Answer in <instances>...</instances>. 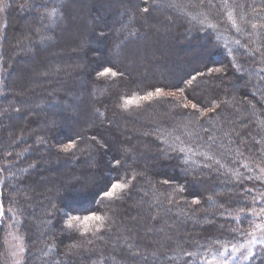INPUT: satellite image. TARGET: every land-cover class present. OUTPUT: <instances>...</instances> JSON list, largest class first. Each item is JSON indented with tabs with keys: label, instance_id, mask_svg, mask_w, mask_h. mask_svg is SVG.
<instances>
[{
	"label": "trees",
	"instance_id": "16d2710c",
	"mask_svg": "<svg viewBox=\"0 0 264 264\" xmlns=\"http://www.w3.org/2000/svg\"><path fill=\"white\" fill-rule=\"evenodd\" d=\"M137 1L133 7L123 0L126 14L116 18L110 1L101 10L100 0H95L90 9L95 24L81 51L73 52L65 34L75 26L70 20L75 18L76 0H0L6 16L0 47V203L4 223L23 238V264H208L219 251L244 241L250 227L264 219V0H178L180 11L189 16L202 11L194 21L207 41L202 49L183 50L177 44L176 59L169 58L172 68L167 71L166 46L177 40L172 35L187 18L180 12L168 14L173 18L170 31L162 35L160 45L165 46L157 50L166 60L150 75L152 82L157 76L166 79L160 85L136 80L126 66L127 59L133 60L130 51L136 42L146 39L139 33L141 20L156 21L149 10L155 0ZM182 1L188 6L180 5ZM141 2L146 7L141 8ZM14 9L30 14L20 41L17 26L11 28ZM113 28L119 37L114 43ZM145 30L148 38L150 28ZM191 50L196 51L193 57ZM17 61L33 71L30 88L24 83L30 75ZM47 61L56 63L52 70L45 68ZM105 69L116 75H101ZM141 77L147 78L146 73ZM149 93L151 98L145 99ZM36 96L47 103L39 107H44L42 130L32 118L38 111L30 106ZM55 97L65 104L52 103ZM20 106L25 107L23 114L30 113L22 129L14 120L21 115ZM57 107L66 114L53 112ZM152 117V134L140 131V124L145 126ZM168 118L173 122L166 123ZM69 144L73 147L64 151ZM164 148L170 151L165 161L159 153ZM83 154L90 160L86 163L94 165L92 173L76 157ZM44 155L55 156L56 167H76L73 175L85 182L84 191L64 189L72 168L43 175L40 166H49L41 160ZM194 182L214 194L213 202ZM43 183L62 190L56 195L50 190L47 197L34 195ZM113 184L127 187L114 198L106 197ZM183 213L210 222L197 224L182 218ZM94 215L102 220L82 223ZM70 217L80 218L73 228L68 227ZM146 223L152 227L148 233L139 226ZM2 232L0 264H5ZM133 246L154 253L157 260L132 255ZM243 264H264V255Z\"/></svg>",
	"mask_w": 264,
	"mask_h": 264
},
{
	"label": "rangeland",
	"instance_id": "374dc122",
	"mask_svg": "<svg viewBox=\"0 0 264 264\" xmlns=\"http://www.w3.org/2000/svg\"><path fill=\"white\" fill-rule=\"evenodd\" d=\"M76 1L77 2L75 5V11L73 10L75 12L74 13L75 18H72L70 20L71 24L75 25L76 27L73 26L72 29L69 31V34H65V40L67 41V44L70 45L71 49H74L73 52L81 51L82 45L86 42L87 36H89V32L91 31L90 30L91 26H94V24H95L94 23L95 20L93 18V17H95V15H94L93 11H91L92 10L91 7L94 5L95 0H76ZM107 1H110V6H113V9L115 10L116 18H117V14H118V17L119 16L122 17L123 15L126 14L125 12H122V10H121L126 6V4H125V2H123V0H100V2L102 4L101 10L106 9L103 6L106 4ZM130 1L132 2L133 7L139 5L137 0H130ZM178 2H179L178 0H155V2H153L152 4L150 3L151 5L149 6V10L152 11L151 12L152 17L155 18L156 21L152 22L151 24L150 23L144 24L145 21L141 20V23H142L141 24V31L139 30L140 31L139 33L145 34L146 39L142 38L139 42H136L135 47H133L130 51V54L134 55V56H131V57H133V60L132 61H129L128 59L126 60V66L128 69L132 70V73H133L136 80L139 79L140 82L142 80L143 83L149 84V85H153V84L154 85L155 84L160 85L161 83H164V82L167 83L166 79L165 80H164V78L159 79V78H157L158 76L152 78V79H154V81L152 82L150 77H153V76H150V75L154 74V71L157 68V66H160V62H164V60H166V59H164L163 55H159L157 53V50H159L161 48V46H163V47L165 46L162 44L160 45V39H162L161 38L162 35L167 34L170 31L167 26L169 24H171V21H172L171 19H173V18L171 17V19L169 20L168 14L170 15L173 12L177 14L178 12H180L178 14H184V15H186L187 18L185 21L182 20L183 24L179 28V32L177 33V35H174V33H173V35H172L173 37L177 36V40L174 42V44L170 47L166 46V49L164 48L165 50H170L169 52H167L168 53L167 54L168 55L167 65L165 67V69L167 71L168 70L171 71V68H172L171 65L169 64V61H170L169 58L170 59L173 58L174 60L176 59L177 55H175L176 53H173V52H175V49H176L175 47H177V44H178V46L183 47V50H185V49L188 50L189 47H193L192 49H195L196 47H200L202 49L205 46L204 42H206L207 40H205V37L203 38V36H201V34H200L203 32L202 27H197L196 23L194 21L195 20L194 18H196V16L197 17L203 16V13H201L202 11H200V9H199L197 12H194V14H190V16H189L188 14L185 13L184 10H182V12L180 11L181 7H179ZM145 4L146 3L141 2V4H140L141 8H144V6L146 7ZM68 5H69V2L66 1L64 6H68ZM180 5H182L183 7L188 6L186 4V2L183 3V1H182V4H180ZM18 7H19V5H18ZM25 11H23L21 9L20 10L14 9L13 14H11V16H10L11 20L13 21V22H11L12 24L9 22V20L7 22L8 26L10 24L12 25V26L10 25L11 28H13L14 26H17V30L19 33L16 32V35L18 33L17 40H19V41L26 34V28H27L26 26H28V22L30 20V14H27V12H25ZM162 11H165V13ZM99 16H100V14H99ZM5 17L6 16L3 14V10L0 9V47H1V44H2L3 38H4ZM67 25H69V24H67ZM144 25H147V27H144ZM114 28L111 32V34L113 36L112 43L118 42V38H119L117 32L114 31L115 30ZM148 28H150L151 34L147 38V34H149V32H147V30H145V29H148ZM8 29H7V31H8ZM28 29H29V27H28ZM196 32L199 33V37L195 36ZM140 34H138V36ZM220 35H221V33H220ZM132 36H133V34H131V36H129V37H132ZM193 36H195V37H193ZM211 36L212 35H209L208 37L211 38ZM66 41H64V43ZM168 47L171 49H169ZM1 51H2V49L0 48V57H1V53H2ZM188 52H190L189 54H191L192 57H193L194 53H196V51L192 52V50L188 51ZM174 60H173L172 65H175V63L178 62V59L176 61H174ZM18 62L19 61H17V64L21 67V69L26 74L30 75V77L26 76L27 79L24 82L26 87L30 88L29 86L33 85L32 84L33 73H31L33 71L28 67L27 64L18 63ZM149 62H151V65L149 64L150 66L148 67L147 63H149ZM1 63L2 62L0 61V89L2 86L1 85V78L3 76V73H2L3 67H1ZM47 63H48L47 65H46V63H44V65H46L45 68L50 67L51 70L56 65V63H54V61L51 63L47 61ZM149 70L152 72L149 73L148 72ZM222 70L223 69H220L219 73H222ZM243 70H245V68H243L242 71ZM242 71H239V73H242L241 76H243V78L245 80H247L248 79L247 73L242 72ZM47 72L49 75V71H47ZM145 73H146L147 78L143 79L141 76H142V74H145ZM223 90H225V89H223ZM68 97H70V96L68 95L67 98ZM245 98H247L249 100L248 96H245ZM41 99H42V97L36 96L34 102H32V104L30 106L35 108V109L38 108V111L34 112V116L32 118H35L36 120H38V128L42 130L43 125H44L43 124L44 123V115H43L42 111L44 110V107H46L47 103L45 101V98L42 100ZM50 101L52 103L57 102V105L64 103V100L58 99L56 97H55V99L52 98ZM40 106H44V107H42L43 110L41 108L39 110ZM20 107H21L20 112H21V109L22 110L25 109V107L24 108L22 106H20ZM28 109H30V108H28ZM91 109H92L91 112L93 111L95 113L97 107L95 105H92ZM53 112L66 114L65 111L59 107H57L56 111L54 110ZM29 115H30V113H28V115H25L21 112V115H18V118L15 116L14 120L19 121L17 124L21 128L22 124L25 121L24 117H26V116L29 117ZM151 119H152V121L151 120L145 121L146 127L140 124V126H139L141 129L140 131H142V132L146 131V133H148V130H149L152 134V132H153L152 128H154L156 125L153 123V120H154L153 117ZM166 120H169L166 123L173 122L169 118ZM112 128L119 131L122 134L121 128H119L117 126L116 127L112 126ZM154 129H156V127ZM19 131H18V127H17L16 133H18ZM224 131L222 132V136L224 137L223 141H224V143L227 144V142H229L230 139L227 138L228 131H226V130H224ZM131 133H132V135L136 134V132H131ZM141 133H140V135H141ZM213 139H216V138L213 137ZM260 144L261 143H259V145ZM139 145H141L140 149L142 151L143 145L141 144V142ZM27 146H28L27 143L23 144V147H27ZM260 146H262V145H260ZM143 148L145 149V147H143ZM145 151H146V149H145ZM145 151L144 152L142 151V153H145V155H146L147 151L146 152ZM159 153H160V157L163 159V161L168 160L167 159V155H168L167 153H170V151L168 149L164 148V150H160ZM47 156L49 158V155H44L43 159H41V160H42V162L49 164V166L47 165L46 168H45V166H40V170H42L41 172L45 176H47L48 174L49 175L59 174L58 173L59 171L63 172L64 170H66L65 172H67L68 168H70L69 167L70 164L71 165L73 164L72 159H74V158H72V157L75 155L74 154L71 155V157L68 159L67 164L69 166L62 163L61 165L58 164L59 167L55 166V162H54L55 156L49 158V160H48V158H46ZM138 156L141 157V156H144V154L140 155V153H139ZM76 157L78 160L79 159L84 160L85 161L84 165H87L86 169L88 171V174L92 173V171L94 170V165L90 164V162L86 163V160L87 161L89 160L88 156L86 154H83L82 156H76ZM173 160L176 161V158ZM71 168H72V170H71ZM71 168L69 169V170H71L70 173L65 175V176L67 177L66 179L68 180V182H70L68 184H73V185H71V187H68L67 182H65L64 184H66V185L65 186L62 185V187L64 186V189L70 190L69 192H71V193L76 192V194H77L79 192H83L84 191L83 187L86 188L87 185H84L85 182L83 180H79L76 176L73 175L75 170H77V168L76 167H71ZM190 179L193 180L192 177H190ZM77 180H79V181H77ZM85 181H88V180L85 179ZM262 181L264 182V180H262ZM194 183L196 185H198L197 187L199 188L200 192L202 191L208 197L207 200L210 202H213L212 198H213L214 194L208 195V191L203 189L202 183H197V182H194ZM203 183L207 184L205 182H203ZM86 184H87V182H86ZM0 185H1V180H0ZM51 185H54V184L52 183ZM260 188L262 189V192H263V193H260V200H261V199H264V186H261ZM50 190H52V192H54V195H56L57 191H61L62 189L56 190V188L54 186H52L50 189L48 184L46 185L43 183L42 187L38 191H36L34 195L37 194V196H42V197L46 196L47 197L50 193ZM227 190H229V188H227ZM22 194H24V192H22ZM28 195H29V193L25 194L26 197H28ZM51 204H52V202L50 201L48 204V207H50ZM0 210L3 211V208L1 207V203H0ZM260 211L262 212V215H264V205L261 207ZM183 214H185V215L182 218H186L187 220L192 221V222L195 221V223H197V224L198 223L203 224L204 222L208 221V219L198 221L196 219H193V217H190V215H187L186 213H183ZM3 216H4V214L2 216H0V230L3 231L1 234V238H2L1 242L3 244V240H4V247L6 250V255H5L6 258H5L4 262H5V264H23V256H24L25 251H26V249H24L23 238L19 235L18 231L15 228H13V226H11L8 223H4ZM208 222H210V221H208ZM35 226H36V224H35ZM139 226H140L141 230H143V232L145 231L146 233H148L149 230L152 229V227L150 228V225H148L147 223L144 224V226H141V224H139ZM215 226H216V224L214 225V227ZM38 228H39V226H38ZM262 241H264V219L256 221L255 224L250 227L248 237L244 241H242L239 245L234 246V244H232L229 246L230 248L219 251L216 254V256L211 257L208 264H243V262L248 261L253 256H258V255L263 256L264 255V242H262ZM129 251L132 255H135V256L140 257V258L141 257L145 258L143 256L147 255V257H149L148 259L150 262L153 261V259L157 260V258H158V256H156L154 253L146 252L144 254L143 250L141 248L134 247V246L131 247V249L129 248ZM249 251L252 252V255L249 256V258L247 260H245L243 258V256L247 255Z\"/></svg>",
	"mask_w": 264,
	"mask_h": 264
},
{
	"label": "snow or ice",
	"instance_id": "6c2138e0",
	"mask_svg": "<svg viewBox=\"0 0 264 264\" xmlns=\"http://www.w3.org/2000/svg\"><path fill=\"white\" fill-rule=\"evenodd\" d=\"M144 11L147 12L148 9H144ZM253 27H255V25H253ZM209 71H212V69H209ZM215 71L219 72L220 69L217 68V69H215ZM109 73H111V75H113V76L116 75V73L111 72V69H105L104 72L101 73V75H107ZM157 92H159V89L157 90ZM150 98H151V93H149L148 97H146L145 99H150ZM193 107H195V105H193ZM72 147H73V145L69 144L68 146L65 147L64 151H68ZM126 187L127 186L124 185V184H113L111 190H109L108 192L104 193V195L106 197H109V198H114L119 190L125 189ZM182 190L183 189H181V191ZM193 202L196 203L198 201H193ZM3 214H4L3 211L0 210V216H2ZM79 219H80L79 217H70L69 220H68V227L69 228H73L75 226V223L74 222L79 221ZM91 220L100 221V220H102V217L95 216V215L94 216H90V217H85L84 218V221L82 223H86V222L91 221ZM262 242H264V241H262ZM251 255H252V252L249 251L247 255H244L243 256V258L245 260H247L249 258V256H251Z\"/></svg>",
	"mask_w": 264,
	"mask_h": 264
}]
</instances>
